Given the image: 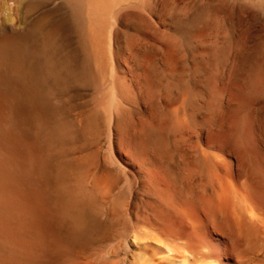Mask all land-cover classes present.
<instances>
[{"label": "bare ground", "instance_id": "6f19581e", "mask_svg": "<svg viewBox=\"0 0 264 264\" xmlns=\"http://www.w3.org/2000/svg\"><path fill=\"white\" fill-rule=\"evenodd\" d=\"M65 1L71 2L70 4H72L75 1V2H78L80 5V8L78 10V18H79V20L83 26V31H84L83 34H84L86 41H87V44H88L87 47H89V49H87V50H90L91 56L96 57L101 49H102L101 51L104 50V47L109 51L112 48L111 47V45H112L111 44V42H112L111 41L112 40L111 39L112 38L111 37L112 28H114L113 26L117 25L118 24L117 22L119 21V20L116 21L118 18H116V19L114 18L115 10H118V7L115 6L114 4H116L118 0L117 1L115 0L116 3L113 0H65ZM121 1L119 4V7L122 6ZM29 2H32V1H29ZM44 3H47V1L46 2L44 1ZM118 3H119V1H118ZM26 4H27V2H26ZM31 4L32 3H30V5H29V3H28V5L30 7H31ZM48 4H49V1L46 5H48ZM64 4H65L64 1H62L61 3L56 4L54 9L52 8L49 11H51V13L52 12L56 13L55 9L60 8ZM134 4H136V3H134ZM42 5H43V2H42ZM149 5H151V4H149ZM25 6H27V5H25ZM141 6L144 7L143 4ZM44 7L47 8L46 6H44ZM116 7H117V9H116ZM129 7H130V3H129ZM135 7H133V8H135ZM145 7H146V4H145ZM28 9L30 10L29 7H28ZM142 9L141 8L139 9L140 14L142 12ZM26 10H27V8H26ZM132 10H134V9H132ZM139 10H138V15L140 18V16L142 17L143 14H144V16H146V14L148 15L147 12L150 9H148L146 11V14L143 11V13L141 15L139 14ZM49 11H47V12L45 11V13L47 14V13H49ZM23 12H28V10L27 11L24 10ZM126 12H129V10ZM150 12H151V10H150ZM57 13H59V12L57 11ZM26 16L28 17V15H26ZM40 16H41V14H40ZM40 16L38 15V17H40ZM150 16L152 17L153 15L150 13ZM50 17H52V16H50ZM129 17H130V14H129ZM25 19L27 20V18H25ZM141 20H143V19H141ZM141 20H139V21H141ZM44 21H45V19H44ZM115 22H116V24H115ZM134 22H136V20ZM143 22H145V20H143ZM159 22H161V21H159ZM36 23H35L34 27H36ZM41 23L42 22H40V24ZM24 25H26V24H24ZM27 25H29V24H27ZM31 25H34V24H31ZM45 25H46V22H45ZM45 25L43 24V26H45ZM136 26L140 27L139 25H136ZM145 27H146V24H145ZM27 28L28 27L26 26L25 31ZM31 28H32V26H31ZM148 29H150V28H148ZM156 29H158V28L156 27ZM20 30H23V29H20ZM20 30L16 29L14 27V24H12V23L7 24V25L5 23V25L0 26V264H257V263L261 262L259 254L256 253L255 252L256 250L254 249L256 246L253 248V245L255 244L254 240L256 241L258 239L259 243H260L261 241L259 238H262V237L264 238V167L261 168V170L259 171L260 172L259 178L256 179L254 177L255 179H253V180H252V178H250L249 181L252 180L250 182V184L249 185L247 184L246 185L247 187L245 186V188H242L240 186L241 184L239 185V180H240L239 179V173H240V169H242L241 168L242 163L243 162L246 163L244 160L247 159L246 158L247 156L245 155V152L244 153L233 152V150L231 148H228V147H230V144L228 147L223 145L224 141L227 139L226 137H228L227 134H229L227 131H224L227 136L224 138V140L222 139L223 144L219 142L220 139H219V141H212L210 139L211 141H208L206 143L207 150L209 149L210 151L207 152L206 150H204L209 154L212 153L213 157L212 156L211 157L214 158L213 160H215V162H216V169L214 170L215 173H213L214 171H211L212 175L215 174L214 175L215 182H213L210 186L212 189L211 191L217 190L216 196L209 194L210 195L209 198L206 196L207 199L204 200L205 201L204 205L202 207H197L195 209L194 213L192 212V214H191L187 210V212L181 213L180 215L176 216V218H174V219H172V217H171L170 219H172V220H170L171 222L168 224H160L159 223V226L158 225L152 226L151 224L153 222L151 221L152 222L151 223L145 218L150 224L149 229L146 226V227H140V228H142V230H141V229L137 228L138 226L136 227V225H137L136 224L135 227H136V229L141 230L140 232H136V230L131 231V232H129L128 230H125L119 236H117V235L115 236L114 234H112L111 233L112 230L109 231V229L112 227L110 225L114 219L111 216L112 214L110 213V211H112L113 208L118 207L117 205L120 204V202L117 204V200L114 201L116 199V196H117L116 192H115L116 188L114 187V184L116 182H117L116 184H118V182L124 178V177H122V179L117 178L118 181H116V182H115V179H113L116 177L115 175L118 174V176H119V172L122 171V169H121V171H120V168L118 169V166H119L118 164L121 161L118 159V154H117L119 141L117 139L118 134L116 133V129H118L116 127H119L120 125H122L121 124L122 122H119L120 125H118L119 123L117 122V119H116V122L118 124L116 123L117 126L115 125V117L117 116L116 114L119 113L118 110H120V108H122L119 105V103L121 102L119 87L117 89L116 83L113 82V80L109 81L107 83H102V82L100 83L98 81L97 77L94 76V80H95V84H96L95 93L97 94V97L95 96L96 99L93 100L94 110L91 113H94L95 117L91 121H88L87 119L86 120L83 119L84 116L82 119L79 117H76L75 114L77 111H75L76 109L73 108L74 105L72 104L73 94L70 93L71 91L69 88H65V85H66V83L69 82L73 86L78 87L82 81L81 73L80 74L75 73L74 75H71V73L67 72V67H66L67 66V59L64 57V55L63 56L60 55L59 59L56 58L58 60L53 58L56 60V65L58 66L57 67L58 70L56 72V75L53 74L56 71L55 68L52 69L53 66H52V68H50V70H52L54 72L51 73L48 70L49 73H47L45 71L46 68H44V66H45L43 64L44 62H41L42 58H41V56H39V52L42 53V51H44V50H41L43 47V43H41L42 47L40 46V47H38V49L36 48L33 50L32 55H30L31 57L29 59V57L23 55L22 51H23V46L27 45L28 41H30L29 39L32 38L31 32L30 33L28 32L30 29L27 30V32H25V33H23ZM38 30H39V28H38ZM142 31H141V34H142ZM154 31H153V33H154ZM50 32H51V30H50ZM52 32H54V29ZM116 32H117V30H116ZM144 32H146V33L148 32V34L150 33L148 30L144 31ZM156 32H158V30L155 31V33ZM37 33H38V31H37ZM44 33H45V31H44ZM59 33H60V31H59ZM46 34H47V32H46ZM116 34L114 36H116ZM148 34H147V36H148ZM43 35L44 34L42 33V37H43ZM60 35H61V33H60ZM55 36H57L56 33L54 34V37ZM136 36L133 35L132 36L133 39L135 38L137 40L139 38L141 40L140 35H138L140 37H138V36L136 37ZM151 36H153L152 32H151ZM155 36L156 35H154L153 37H155ZM49 37L50 38H47V40L48 39L50 40L51 37H53V34H52V36H49ZM58 37H56V38H58ZM149 37H150V35L148 36V38ZM45 39H46V36H45ZM130 39H131V37H130ZM130 39L128 38V41ZM135 39H134V41H135ZM139 39H138V41H139ZM49 40H48V42H50ZM158 40H159V38H158ZM59 41L60 40H58L56 44H58ZM138 41H137L136 45L140 43V42L138 43ZM61 43H62V41H61ZM61 43L59 42V44H61ZM144 43L147 44L148 42L144 41ZM164 43H163V45H164ZM170 43H172V42H170ZM132 44H133V42H132ZM141 44H142V42H141ZM151 44H152V42H151ZM151 44L149 43V45H151ZM159 44H161V43H159ZM152 45L156 46L157 43L152 44ZM61 46H63V44ZM108 46L111 48L108 49ZM129 46L133 47V46H131V43ZM157 46H159V45H157ZM176 46H179V45H175V47ZM154 48H156V47H154ZM158 48H160V47H158ZM57 49H58V47H57ZM146 49H147L146 51L148 52V48H146ZM63 50H64V48H63ZM107 50H105V51H107ZM134 50H132V51H134ZM140 50H138V51H140ZM157 50L160 51L161 48L157 49ZM177 50H178V48L176 49V51ZM51 51H54V50H51ZM156 51L154 50V53ZM159 51H157V53ZM59 52H60V50H59ZM64 52H66V51H64ZM147 52H145V53H147ZM161 52L163 53V51H161ZM160 53H159V55H160ZM165 53H166V51H165ZM149 54L151 55V52ZM149 54H147L146 56H148ZM67 55H69V54H67ZM108 55H110V54H108ZM51 56H53V55H51ZM61 56H62V58H60ZM165 56H166V54H165ZM185 57L188 58L187 56H185ZM156 58H157V56H156ZM156 58H154L155 59L154 61L159 59V58H157V59ZM45 59L47 60L48 57L45 56ZM30 60H32L35 65H33L32 61H30ZM55 60H54V62H55ZM178 60L175 63H177ZM183 60H185V59H183ZM48 61H49V59H48ZM68 61H70V60H68ZM128 61H129V59H128ZM145 61H147V60L145 59ZM156 62H154V63H156ZM169 62H171V61L169 60ZM49 63H50V61H49ZM152 63H153V61H152ZM150 64H151V62H150ZM157 64L159 65V63H156L154 65L157 66ZM46 65H47V62H46ZM161 66L162 65H160V67ZM174 66L177 67L175 64H174ZM164 67H166V66H164ZM169 67L171 68V70L174 68L172 66H169ZM143 69L145 71V67ZM189 69H192V68L190 67ZM112 70H113V68H112ZM115 71H116V69H115ZM162 71H164V69ZM162 71H161V73H162ZM147 72H150V71H147ZM184 72H186V71H184ZM113 73H114V71H113ZM170 73L169 74L165 73V74L170 75ZM176 73L178 75L181 72H179V73L176 72ZM144 74H146V72H144ZM155 74L156 73H154V75ZM175 74H174V76H175ZM189 74H190L189 77H191V73H189ZM115 75H117V73ZM141 75H142V73H141ZM117 76H118V81L121 82V83H119L121 86L125 85V83H123V82L127 83L128 79L126 81V78H125L126 76L124 77L125 80L122 78L123 81H122L121 77H119V75H117ZM117 76H116V78H117ZM153 76L150 77V79L152 78L151 81H153ZM174 76L172 79L175 78ZM113 77H112V79H113ZM159 77H161V76L159 75ZM127 78H128V76H127ZM162 78H160V79H162ZM176 78H177V76H176ZM165 79L167 80L166 77H165ZM179 79H176V80H179ZM145 80H146V78H145ZM249 80H250V78H249ZM115 81H116V79H115ZM136 81H138V80H136ZM172 81H171V83H173ZM180 81H181V79H180ZM260 82L261 81L259 80V83ZM131 83H132V80H131ZM151 83L152 82H150V86H151ZM158 83H159V81H158ZM127 84H129V83H127ZM251 84H252V82H251ZM263 84H264V82H263ZM263 84H262V86L264 87ZM131 85H133V84H131ZM162 85L165 86L164 84H162ZM162 85H160V88ZM256 85L258 86V83ZM169 86H166V89ZM263 87L258 88V93L259 92L262 93V91H259V90H263ZM124 88H127V87L124 86ZM148 88L150 89L151 87L148 86ZM189 88H187V91ZM131 89H132V87H131ZM131 89H129V88L126 89L128 91V94H127L125 89L122 92L123 93L122 95H124V92H126L125 94H126L127 98H124V99L128 100V102L130 101L129 100L130 99L129 93L131 94ZM163 89H164V87H163ZM170 89H171V87H170ZM173 89H174V87H173ZM144 90H145V87H144ZM146 90H147V88H146ZM175 90H174V92H175ZM166 91H167V93L169 92L168 90H166ZM151 93L153 94V92H151ZM171 93H173V92H171ZM254 93H255V91H254ZM133 94H135V93H133ZM179 94H180V92H179ZM191 94L192 93H190L189 95H191ZM210 95H211V91H210ZM180 96H182V95H180ZM191 96H189V97H191ZM194 96L195 95H193V99H194ZM222 96H223V94H222ZM136 97L138 98L139 96L137 95ZM160 97H161V95H160ZM135 98H133V99L135 100ZM208 98H210V97H208ZM211 98H212V96H211ZM246 98H249V101L251 100L250 96L249 97L247 96ZM154 99H156V98L154 97ZM201 99H202V96H201ZM223 99H224V96H223ZM243 99H245V98L241 97V99H239V100L241 101ZM140 100H139V102H141ZM151 100H152V98H151ZM236 100H237V98H236ZM246 100H248V99H246ZM210 101H211V99H210ZM249 101H247V102H249ZM125 102H123V103H125ZM146 102H145V104H146ZM130 103L134 104V102H130ZM160 103H163V102H160ZM186 103H187V100H186ZM191 103H190V105H191ZM198 103H200V102H198ZM252 104H254V103L252 102ZM192 105H194V104H192ZM126 106H128V105H126ZM162 106H163V104H162ZM246 106H247V104H246ZM166 107H168V106H166ZM175 107H177L176 110H178V106H175ZM240 107H242V109H243L245 106L243 107V105H240ZM240 107L238 109H240ZM137 108H139V107L137 106ZM187 108H188V106H187ZM252 108H253V106H252ZM102 109H104L105 113L107 114V121L105 120L104 123H103V121H101ZM130 109H132V108H130ZM164 109H165V107H164ZM169 109H172V108H169ZM185 109H186V106H185ZM176 110H174V111L176 112ZM219 110L221 111V109H219ZM72 111L73 112L75 111V114H73ZM166 111H168V110H166ZM174 111H172V112L175 113ZM235 111H236V109H235ZM243 111H245V110H243ZM257 111H258V109H257ZM178 113L180 115V111ZM77 114H78V112H77ZM87 114H89V113L86 112V115ZM170 114H172V113H170ZM193 114H194V112H193ZM201 114H200V116H201ZM216 114H217V112H216ZM218 114H220V113H218ZM234 114H236V113H234ZM244 114H246V111L244 112ZM251 114H253V113H251ZM251 114H248V115H250L249 117H252ZM164 115H165V113H164ZM173 115H175V114H173ZM241 115H239V117ZM81 116H82V113H81ZM160 116H158V117H160ZM190 116L194 117L192 115H190ZM202 116H203V114H202ZM162 117H163V115H162ZM179 117H180V119H183L184 115L182 118H181V116H179ZM234 117L236 118V115ZM86 118H87V116H86ZM128 118H129V116H128ZM128 118H126V119H128ZM175 118H177V117H174V120H175ZM246 118L248 119V117H246ZM104 119H105V117H104ZM123 119H124V117H123ZM132 119H133V116H132ZM223 119H226V118H223ZM148 120H150V119H148ZM168 120H169V118H168ZM177 120H175L177 123H178V121H181V120H178V121ZM241 120H244V119L242 118ZM263 120H261V121H263ZM127 121H124V122H126V125L129 124V123L127 124ZM171 121H172V118H171ZM171 121H169V123H171ZM173 121H172V123H173ZM188 121L190 122V120H188ZM210 121L212 122V120H210ZM257 121H258V123L260 122L259 120H257ZM176 122L174 123V125L177 124ZM181 122L184 123L183 120ZM231 122H232V120H231ZM233 122H235V121H233ZM130 123H131V120H130ZM159 123H161V120H159ZM207 123H210L209 120ZM241 123H242V121H241ZM241 123H240V125H242ZM124 124L122 125V127L125 128L126 125L124 126ZM133 124H135V122H133L132 125ZM138 124H139V122H138ZM171 124L169 126L174 127V125H171ZM187 124H189V123H187ZM187 124L184 123L183 124L184 127H187V126H185ZM226 124H225V126H226ZM231 124L229 123V125H231ZM246 124L248 125L250 123L247 122ZM262 124H264V123H262ZM163 125H165V124H162V126ZM180 125H182V124H180ZM235 125H236V123H235ZM240 125H238V126H240ZM250 125L247 126V128L249 127L248 129H250V128L254 129V128L250 127ZM156 126H157V124H156ZM162 126H161V130H163ZM176 126H177V132H178V128H179L178 124ZM243 126H244V124L242 125L241 128H242V130H245V129H243L244 128ZM122 127L120 126V128L124 131V129ZM132 127L133 126H131V128ZM136 127H138V126H136ZM188 127H189V125H188ZM197 127H198V125H197ZM207 127H208V125H207ZM255 127H257V126H255ZM169 128H171V127H169ZM192 128H194V126ZM127 129H129V128H127ZM127 129L125 130V133H126ZM191 129H189L190 132H191ZM200 129H202V128H200ZM236 129L238 130L239 128L236 127ZM236 129H234L233 131H236ZM261 129L262 128H260V130ZM122 130H120V131L123 133ZM150 130L152 131V129H150ZM167 130H168V128H167ZM184 130H186V129L184 128ZM205 130H207V129H205ZM229 130H230V128H229ZM262 130H261V137H262L261 139H263V136H264V134L262 135V132H263ZM131 131H130V133H132ZM143 131H144V128H143ZM239 131H241V130H239ZM245 131H243V132H245ZM167 132H169V131H167ZM167 132H165V133H167ZM175 132H176V130H175ZM175 132L173 133V135L175 134ZM181 132H183V131H181ZM185 132H183V133L185 134ZM193 132L195 133V129ZM207 132L210 133V131H207ZM207 132H206V134H209ZM230 132H231V130H230ZM127 133H129V132H127ZM217 133H218V130H217ZM235 133H237V131L234 132V134ZM239 133H240V136H239V134H238V136L241 138L242 137L241 132H239ZM248 134H249V141H250V135L252 134V136H253V132L246 133L245 136L243 133V136L248 137ZM186 135H187V133H186ZM146 136H144V137H146ZM185 136H184V138H185ZM231 136L232 135H230L229 137H231ZM100 137H101V139H100ZM194 137H196V136H194ZM229 137H228V139H229ZM149 138L150 137L145 138V139L147 140ZM164 138H166V137H164ZM189 138H190V136H189ZM196 138H197V140L199 139V137H196ZM240 138H238V139H240ZM126 139H128V137H126ZM169 139H171V138L169 137ZM100 140H101V145H99ZM120 140H122V139H120ZM182 140H184V139H182ZM189 140L185 139V142L186 141L189 142ZM197 140H195V142ZM200 140L201 139H199V141ZM247 140H248V138H247ZM256 140L257 139H255V141ZM229 141L227 140L226 144H228ZM249 141H246V144H249L250 143ZM123 142H124V140H123ZM181 142L182 141H180L179 143H181ZM247 142H249V143H247ZM253 142H254V140H253ZM137 144H139V143H137ZM169 145H170V143H169ZM139 146H140V144H139ZM245 146H247V145H245ZM245 146L243 145L242 147L244 148ZM251 146H252V144H251ZM163 147H164V145L162 146V148ZM174 147L177 148L176 146H174ZM194 147H195V145H194ZM201 147H202V143H201ZM252 147L247 146L248 149L251 148L253 150L256 146L253 148ZM166 148H164V149H166ZM169 148H171V147L169 146ZM171 149H168V151L169 150L171 151ZM203 149H204V146H203ZM245 149H246V147H245ZM147 150H149V149H146V155H147V153H149V152H147ZM178 150H179V148H178ZM143 152H144V150L141 152L144 155ZM154 152L155 151H153V154L156 155V153H154ZM171 152H173V149ZM204 154H206V153L204 152ZM253 154H251L252 156L250 155L252 157V158H250L251 162H253L252 159H254L253 156L255 154L254 155ZM257 154H258V152H257ZM143 155H142V158H143ZM150 155H151V153H150ZM203 155L201 156L202 158H203ZM165 156H166V154H165ZM165 156H164V158H165ZM199 156L200 155H198L197 157H199ZM205 156L206 155H204V157ZM156 157H157V155H156ZM192 157H193V154H192ZM255 157L257 158V156H255ZM145 158H148V157H145ZM205 159H206L205 162H206V166H207L209 164V163L207 164V162L209 160L207 158H205ZM165 160H166V158H165ZM202 161H203V159H202ZM246 161H248V160H246ZM210 162L212 163L211 166H213V161H211V159H210ZM255 162L256 161H254L253 163H255ZM175 163H176V161H175ZM122 164H120V165L124 167L125 165L124 164L122 165ZM214 165H215V163H214ZM256 165H257V162H256ZM256 165H254V166L256 167ZM244 166H246V165H244ZM125 167H127V166H125ZM208 167H209V169H208ZM208 167H205V169L206 168L208 170L213 169L209 165H208ZM153 168L155 169L156 167H153ZM197 168H199V167H197ZM247 168H249V166ZM253 168L254 167L252 166V169ZM116 169L119 170L118 173L113 174ZM127 170H128V168H127ZM127 170H125L126 173H127ZM163 170L164 169H162V171ZM208 170H207V172L209 173ZM244 170H243V173H245V171H246V170L245 171ZM129 172H131V171H129ZM253 172H254L253 174H255L254 169H253ZM247 173H248V171L245 174L247 175ZM210 174L211 173H209V175ZM113 175L115 177H113ZM150 175L152 176L153 174H150ZM256 175H258V174H256ZM166 176H168V175L166 174ZM251 176H253V175H251ZM125 178L123 180H125ZM127 178H129V179H127L129 181L131 180L130 177L127 176ZM192 178H194V177H192ZM175 179H176V177H175ZM127 180H126V182H129ZM194 181H196V180H194ZM121 182H119V183L121 184ZM151 182H153V180ZM116 184H115V186H116ZM120 184H119V186H120ZM126 184L128 185L129 183H126ZM131 184L132 183H130L129 185H131ZM174 184H176V183H174ZM179 184H180V182H179ZM188 184H189V182H188ZM127 185H126V187H127ZM182 185H183V182H182ZM122 187H121V189H123ZM126 187H125V189L128 190V188H126ZM151 187H152V185H151ZM171 187H172V185H171ZM182 188L183 187L181 186V189ZM131 189H132V187H131ZM133 189H132V192H133ZM159 189H161V188H159ZM194 189H195V187H194ZM129 191H130V188H129ZM121 192H123V191H121ZM128 192H124V193H128ZM151 192H152V190H151ZM155 192H157V191H155ZM159 192H160V190H159ZM161 192H163V190H161ZM199 193H200V191H199ZM205 193H206V190H205ZM130 194L133 195V193H131V191H130ZM170 194H173V193H170ZM157 195L158 194H156L155 196H157ZM147 196L149 197V195H147ZM127 197H129V195ZM175 198H177V196ZM170 199L172 200V198H170ZM170 199H168V201ZM125 200L127 203H129L128 202L129 200H127V199H125ZM172 201H174V199ZM172 201H171V203H174ZM196 201L197 200H195V202ZM121 202L123 203V201H121ZM112 204L113 205L117 204V205H115L116 207L113 206V208H111V210H110L109 206ZM195 204L193 205V207L195 206ZM122 205H124V204H122ZM126 205H128V204H126ZM170 205H172V204H170ZM149 206H151V205H149ZM152 208L154 210V207H152ZM160 208L161 207H159V210H160ZM176 208H174V209H176ZM183 208H184V206H183ZM191 208H192V206H191ZM166 209H167V207H166ZM170 209H172V208L170 207ZM116 210L117 209H114V211H116ZM120 210H118V211H120ZM144 210H146V209H144ZM184 210H182V211H184ZM118 211H116V212L121 213ZM174 211L175 210H173V212ZM176 211H177V209H176ZM179 211H180V209H179ZM124 212H125V210H124ZM124 212H123L122 218L125 217L124 215H126V217H127L128 213L125 214ZM163 212H164V210H163ZM163 212H161L162 215L165 214ZM173 212L170 211V213H173ZM130 213H132V212H130ZM167 215H169V213ZM138 216H139V214H138ZM140 216H139V219H140ZM131 217H133V215ZM145 217H146V215H145ZM122 218L120 217V219H122ZM153 218H155V215ZM160 218H162V217H160ZM151 219L152 218H150V220ZM163 220H164V218H163ZM160 221H162V220H160ZM165 221H167V220H165ZM195 221L196 222L199 221V223H201L202 225H204L206 227H208V225H210V223L214 222V223H216L215 226H217V224L219 225L218 229L220 226H222V234L216 235V233H214V232H209L208 236L207 235L205 236L203 234H197L195 231V229H197L195 227V225H198L199 223L197 224ZM130 222H132V221L130 220ZM140 222H142V221L138 220V223H140ZM116 223H119V222H116ZM122 224H126L125 221ZM122 224H120V226ZM130 224L132 225V223H130ZM130 224H128V225H130ZM147 225H148V223H147ZM109 226H110V228H109ZM125 226L123 225V227H125ZM211 226H210V228H211ZM129 227H131V226H128V228ZM126 228H127V226H126ZM143 228H145V229L147 228V230H145ZM114 229L115 228H113V231H114ZM119 229H120V227H119ZM130 229H132V228H130ZM122 230H124V229L122 228ZM118 234H120V232ZM212 237L216 238L218 250L210 251L208 249V251H210V252L207 251L208 253H206V254L204 253L205 256L204 255L201 256L200 252L204 248L203 245L209 244L210 238H212ZM258 240L256 241V243H258ZM262 241H264V240L262 239ZM258 244H257V247H258ZM263 245H264V243H263ZM205 246H207V245H205ZM259 248H260V246H259ZM210 249L212 250L213 248H210ZM261 249H263V246L261 247ZM260 252H261V250H260Z\"/></svg>", "mask_w": 264, "mask_h": 264}, {"label": "rangeland", "instance_id": "374dc122", "mask_svg": "<svg viewBox=\"0 0 264 264\" xmlns=\"http://www.w3.org/2000/svg\"><path fill=\"white\" fill-rule=\"evenodd\" d=\"M29 1H32V2H29ZM44 1L45 2L47 1V3L49 1V4L46 5L47 3H44ZM62 1H64L65 4L63 6H61L60 8H56L55 9L56 13H53V12L51 13V11H49L52 8L54 9L55 5L58 3H61ZM113 1H115V0H113ZM116 1H115V3H116ZM118 1H119V3H118ZM118 1L116 4H114L115 6L118 7V10H115L114 18L115 19L118 18L116 21H118V20L119 21L117 22L118 24L114 25L113 26L114 28H112V34H111V37H112L111 38L112 39L111 40L112 41L111 47L112 48L108 46V49L111 48L108 51L104 47V50H103L104 52L101 51L102 50L101 49L99 51L98 55L96 57H93L90 54V50H87V49H89V47H87L88 44H87L86 38L83 34L84 33L83 26H82V24L78 18V10L80 8V5L78 2L74 1L72 4H70L71 2H66L65 0H0V26L5 25V23H6V25L12 23V24H14V27L16 29H18V30L23 29V30H20L23 33L27 32V30H29V29L31 30V31L29 30L28 32L29 33L31 32L32 38L29 39L30 41H28L27 45L23 46L22 53L24 56H27L30 59V57H31L30 55H32L33 50L36 48L38 49V47H40V46L42 47L41 43H43V47H42V49L41 48L40 49L44 50V51H42V53L39 52V56H41V58H42L41 62H44L43 63L45 65L44 68H46L45 71L47 73H49V71L51 73L54 72V71L50 70V68H52V66H53L52 69L55 68V70H56L53 74L56 75V72L58 70V68H57L58 66L56 65V60L59 59L60 55H62V56L64 55V57L67 59V66L66 67H67L68 73H71V75H74L75 73H79V74L81 73L82 81L78 87L73 86L69 82L66 83V85H65V88H69L71 91L70 93L73 94L72 104L74 105L73 108L76 109V110L75 109L74 110L77 111L78 114H77V112L75 114V111L74 112L72 111V113L75 114L76 117H79L82 119L84 116L83 119H85V120L87 119L88 121H91L95 117L94 113H91L94 110L93 100L96 99V97H97V94L95 93L96 84H95L94 76L97 77V79L100 83L101 82L107 83V82L113 80V82L116 83L117 89L119 87V93H120V98H121V102H122V103L120 102L119 105L122 108H120V110H118V111H119V113L121 111L122 112L120 114L119 113L116 114L117 116L115 117V125L117 126V124L119 122H122L121 124L123 125L125 123L124 124V126H125L126 122H124V121H127V120H128L127 124L128 123L129 124L126 125L125 128L122 127V125H120V123L118 124L124 129V131L120 128V126L119 127L115 126L116 128L119 129V130L116 129V133L118 134L117 139L119 141L117 154H118V159L121 161L118 164L119 165L118 169L120 168V171H121V169H122V171L119 172V176H118L117 173L119 170L116 169L117 171L115 170V172L113 174H117V175H115L116 177L113 175V177H115L113 179H115V182H116V181H118L119 178L122 179V177H124V178L126 177L125 180H123L124 179L123 178L122 180L119 181V182L122 181L121 184L119 182H118V184H116L117 182L116 183L114 182L116 184V186L114 184V187L116 188L115 192L117 195L116 199L114 201L117 200V204L119 202H120V204H118V205L112 204L109 206L110 210L115 205H117L118 207L120 206L119 208L115 206L116 208H113L112 211H110V213L112 214L111 216L113 217L114 220L111 222V225H110L112 227L110 228V226H109V228H110L109 231L112 230L111 233L114 234L115 236L121 235V233L125 230H128L129 232L135 231V230H136V232H140L142 230V228H140V227H146V226L149 229L150 228L149 222H151V221L153 222V223L151 222L152 226L153 225L159 226V223L160 224H168L171 222L170 220L176 218V216L180 215L183 212H187V210L191 214H192V212L194 213L195 209L197 207H202L204 205V203H205L204 200L207 199V197L209 198L210 195L216 196L217 190L211 191L212 189L210 187L211 184L213 182H215V179H214L215 174L212 175L211 171H214L216 169V162H215V160H213L214 158H212L213 157L212 153L211 154L207 153L210 151L209 149L207 150V146H206V143L208 141H211V140L212 141H219V139H220L219 142L223 144L224 138L227 135H228V137L230 135H232L231 136L232 138L229 137V139H228V137H226L227 139L224 141L223 145L228 147L230 144V147H228V148H231L233 150V152H235V153L236 152H241V153L245 152L247 159H245L244 161L246 163L247 162L248 163L247 164L244 162H243L244 164L242 163V166H241L242 169H240V173H239V179H240L239 185L241 184L240 186L242 188H245V186L247 184L249 185L253 179L259 178V176H260L259 171L261 170V168L264 167V140H263L264 136H263V139H261L262 138L261 137V130L262 129H263L262 135L264 134V124H262V123H264V120H263L264 119V113H263L264 112V95H263L264 94V87L262 86V84L264 82L263 81L264 80V78H263L264 77V0H153V1L152 0H148V1L147 0H141L143 3L140 0H136V1L135 0H124V1L118 0ZM120 1L122 2L121 7H119ZM132 1L136 4H134ZM26 2H27V4H26ZM42 2H43V5L46 6L47 8H45L42 5ZM28 3H29V5H30V3H32L31 7L28 5ZM129 3H130V7H129ZM140 4L141 5L143 4L144 7H142ZM145 4H146V7H145ZM149 4H151V5H149ZM25 5H27V6H25ZM25 7L27 8L28 12H23L24 10L27 11ZM28 7L30 8V10L28 9ZM117 7H116V9H117ZM133 7H135V8H133ZM137 7L138 8L140 7L141 9L143 8L141 14L143 13V11L146 14V11L148 9L151 10V12H150V10H148V12H147L148 15L146 14V16H144V14H143L142 17L140 16V18L145 20V22H143V20H141L139 18L138 10L140 8L138 9ZM132 9H134L135 11ZM128 10H129V12H126ZM45 11L46 12L49 11L50 14L49 13L46 14ZM57 11L59 13H57ZM150 13L153 15L152 17L150 16ZM40 14H41V16H40ZM129 14H130V17H129ZM139 14H140V10H139ZM26 15H28V17ZM38 15L40 17H38ZM50 16H52L54 19ZM25 18H27V20ZM44 19H45V21H44ZM135 20H136V22H134ZM139 20H141V21H139ZM159 21H161V22H159ZM34 22L35 23L37 22L36 27H34L35 26ZM40 22H42V23L40 24ZM45 22H46V25H45ZM30 23L34 24V25H31ZM24 24H26V25H24ZM27 24H29V25H27ZM43 24L45 26H43ZM115 24H116V22H115ZM145 24H146V27H145ZM136 25H139L141 28L136 26ZM26 26L28 28L25 31ZM31 26H32V28H31ZM156 27L158 29H156ZM38 28H39V30H38ZM148 28H150V29H148ZM53 29H54V32H52ZM115 29L117 30V32ZM50 30H51V32H50ZM147 30L150 32L149 34H148V32L147 33L144 32ZM154 30L155 31L158 30V32L155 33ZM37 31L39 34L37 33ZM44 31H45V33H44ZM59 31H60L61 35H60ZM141 31H142V34H141ZM153 31H154V33H153ZM46 32H47V34H46ZM151 32H152L153 36L154 35H156V36L155 37L151 36ZM42 33L44 34L43 35L44 38L42 37ZM55 33L57 36L54 37ZM131 33L132 34L134 33L133 34L134 36L140 35L141 37L140 36H138V37H140L141 40L138 38L139 39V41H138V39L136 40L134 38L135 39V41H134V39L132 37L133 35ZM52 34H53V37H51L52 40L48 39L50 41V42H48L47 38H50L49 36H52ZM115 34H116V36H114ZM147 34H148V36L150 35L149 38H148ZM45 36H46V39H45ZM56 37H58V38H56ZM130 37H131V39H130ZM128 38L130 39L129 41H128ZM158 38H159V40H158ZM57 39L60 40L59 41L60 43L62 41V43L59 44V42H58L59 45L56 44L58 41ZM137 41H138V43L139 42L140 43L136 45ZM144 41L148 42L147 43L148 45L145 44ZM132 42H133V44H132ZM141 42H142V44H141ZM151 42H152V44L157 43V45H159V46H157V45L154 46L151 44ZM170 42H172V43H170ZM130 43H131V46H133V47L129 46ZM149 43L151 45H149ZM159 43H161V44H159ZM163 43H164V45H163ZM62 44H63V46H61ZM175 45H179V46L175 47ZM57 47L60 50V52L57 49ZM62 47L64 48V50ZM154 47H156V48H154ZM158 47L161 48L160 51L157 50V49H160ZM146 48H148V52L146 51L147 50ZM177 48H178V50L176 51ZM51 50H54V51H51ZM105 50H107V51H105ZM132 50H134V51H132ZM138 50H140V51H138ZM154 50L155 51L157 50L159 52L157 53V51H156L154 53ZM64 51H66V52H64ZM144 51L147 53H145ZM161 51H163L164 54ZM165 51H166V53H165ZM150 52H151V55L149 54ZM159 53H160V55H159ZM67 54H69V55H67ZM108 54H110L111 56ZM147 54H149V55L146 56ZM165 54H166V56H165ZM51 55H53L54 57ZM45 56L48 57L50 63H49L48 59L47 60L45 59ZM62 56L60 58H62ZM156 56L159 59H157ZM185 56H187L188 58H186ZM53 58H55V59L58 58V59L55 60ZM154 58H156L158 61L157 60H156L157 62L154 61L155 60ZM128 59H129V61H128ZM145 59L147 61H145ZM181 59L182 60L185 59V60L182 61ZM54 60H55V62H54ZM68 60H70V61H68ZM169 60L171 62H169ZM177 60L179 63L178 62L175 63ZM30 61H32V60H30ZM152 61H153V63H152ZM46 62H47V65H46ZM150 62H151V64H150ZM154 62L159 63V65L157 64L158 67L154 65V64H156ZM32 64L35 65L33 61H32ZM174 64L177 67H175ZM160 65H162V66L160 67ZM164 66H166V67H164ZM169 66H172L175 69L173 68L171 70V68ZM144 67H145V71L143 69ZM190 67L192 69H189ZM112 68H113V70H112ZM115 69L117 72L115 71ZM163 69H164V71H162ZM113 71H114V73H113ZM143 71L146 72V74H144ZM147 71H150V72H147ZM161 71H162V73H161ZM175 71L178 73L181 72L180 74H178L179 76L181 74L182 75L179 77ZM184 71H186V72H184ZM115 72L117 73V75H119V77H121V79L122 78L124 79V77L126 76L125 77L126 81L128 79L127 83H129V84H127L126 82H123V83H125V85L121 86L119 84L121 82L118 81V76L115 75L116 74ZM164 72L168 73V74L171 72L170 73L171 76L168 74L166 75ZM141 73H142V75H141ZM154 73H156V74L154 75ZM189 73H191V77H189L190 76ZM174 74H175V76H174ZM159 75L161 77H159ZM116 76H117V78H116ZM127 76H128V78H127ZM152 76H153L154 82L151 81L152 78L150 79V77H152ZM173 76L175 77L174 78L175 80L172 79ZM176 76H177V78H176ZM112 77H113V79H112ZM165 77L167 78V80L165 79ZM178 77L181 79L182 82L180 81V79ZM145 78H146V80H145ZM160 78H162V79H160ZM249 78H250V80H249ZM115 79H116V81H115ZM123 79H122V81H123ZM135 79L138 81H136ZM176 79H179V80H176ZM131 80H132V83H131ZM259 80L261 81L260 83H259ZM158 81H159V83H158ZM171 81L173 83H171ZM150 82H152L151 86H150ZM251 82H252V84H251ZM257 83H258V86L256 85ZM131 84H133V85H131ZM162 84H164L165 86H163ZM147 85L151 88L149 89ZM160 85H162L161 88H160ZM124 86L129 88V89H131V87H132L131 94L129 93V97H130L129 102H128V100L124 99V98H127L125 93L127 92V94H128V91L126 90L127 88H124ZM166 86H169V87H167V89H166ZM144 87H145V90H144ZM163 87H164V89H163ZM170 87H171V89H170ZM173 87H174V89H173ZM260 87H263V90H259V91H262L263 94L260 92L258 93V88H260ZM146 88H147V90H146ZM187 88H189L190 90L188 89V91H187ZM251 88L255 91L256 94L254 93V91ZM124 89L126 90V92H124L125 96L122 95L123 94L122 92L124 91ZM166 90H168L169 92L167 93ZM174 90H175V92H174ZM207 90L211 91V95H210V91L208 92ZM151 92H153V94ZM171 92H173V93H171ZM179 92H180V94H179ZM189 92L192 93L191 94L192 96L189 95L190 94ZM133 93H135V94H133ZM222 94L224 96V99H223ZM130 95L132 97L135 95L133 98H135L138 95L139 97L138 98L136 97L138 100L136 98L134 100ZM160 95H161V97H160ZM180 95H182V96H180ZM188 95L191 97H189ZM193 95H195L194 99H193ZM246 95L248 97L249 96L251 97L250 98L251 102L249 101V98H246L247 97ZM201 96H202V99H201ZM211 96H212V98H211ZM240 96L242 98H245V99H243L244 101L241 100L242 101L241 102L239 100V99H241ZM154 97L156 99H154ZM208 97H210V98H208ZM151 98H152V100H151ZM236 98H237V100H236ZM210 99H211V101H210ZM246 99H248V100H246ZM139 100L141 102H139ZM186 100H187V103H186ZM247 101H249L251 104ZM123 102H125V103H123ZM130 102H134V104L130 103ZM145 102H146V104H145ZM160 102H163V103H160ZM198 102H200V103H198ZM252 102L254 104H252ZM190 103H191V105H190ZM125 104L128 106H126ZM162 104L165 107V109L162 106ZM192 104H194V105H192ZM239 104L243 105V107L245 106L246 108L244 107L245 109L244 108L242 109V107H240ZM246 104H247V106H246ZM137 106L139 108H137ZM166 106H168L169 108H172V109H169ZM175 106H178V110H176L177 107H175ZM185 106H186V109H185ZM187 106H188V108H187ZM252 106H253V108H252ZM239 107H240V109H238ZM130 108H132V109H130ZM256 108L258 109V111ZM219 109H221V111ZM235 109H236V111H235ZM166 110H168V111H166ZM174 110H176V112ZM243 110L246 111V114H244L245 111H243ZM172 111H174L175 113H173ZM179 111H180V115L178 113ZM192 111L194 112V114ZM86 112L89 113L90 115L89 114L86 115ZM216 112H217V114H216ZM81 113H82V116H81ZM126 113L127 114L129 113L130 115L129 114L127 115ZM164 113H165V115H164ZM170 113H172V114H170ZM199 113L200 114L202 113L203 116H202V114L200 116ZM218 113H220V114H218ZM234 113H236V114H234ZM251 113H253L254 115ZM260 113L261 114L263 113V114L261 115ZM173 114H175V115H173ZM248 114H251L252 117H249L250 115H248ZM162 115H163V117H162ZM183 115H184V117H183ZM190 115H192L194 117H191ZM235 115H236V118L238 120L234 117ZM239 115H241L242 117L240 116L241 117L240 118ZM86 116H87V118H86ZM128 116H129V118H128ZM132 116H133V119H132ZM158 116H160V117H158ZM179 116H181V118L183 117V119H180ZM104 117H105V119H104ZM123 117L125 120L123 119ZM174 117H177V118H175V120H177V119L181 120V121L183 120L185 124H187V123H189V124L185 125L187 127H184V125H183L184 123H182L181 121H178V120H177L178 121V123H177L174 120ZM246 117H248V119ZM126 118H128V119H126ZM168 118H169V120H168ZM171 118H172V121L174 120L173 123L171 121ZM223 118H226V119H223ZM242 118L244 120H241ZM116 119H117L118 123L116 122ZM148 119H150V120H148ZM105 120L107 121V114L105 113L104 109H102L101 121H103V123H104ZM130 120H131V123H130ZM159 120H161V123L165 124V125L162 126V124L159 123ZM188 120H190V122ZM208 120L210 123H207ZM210 120H212V122ZM222 120L223 121L225 120V121L223 122ZM231 120H232V122L235 121V122H233L234 124L231 122ZM257 120L260 121L259 123L261 125L258 123ZM261 120H263V121H261ZM169 121H171L172 124L169 123ZM241 121H242V123H241ZM133 122H135V124L132 125ZM138 122H139V124H138ZM175 122L178 124V127H179L178 132H177V126H176L177 124L174 125ZM247 122L250 123L252 126L250 124L247 125L246 124ZM224 123L225 124L227 123L226 126ZM229 123L230 124L232 123V124L229 125ZM235 123H236V125H235ZM240 123L242 125L244 124L243 129H245L247 132L245 130H242V128H241L242 125H240ZM156 124H157V126H156ZM170 124L174 125V127L169 126ZM180 124H182V125H180ZM135 125L138 127H136ZM188 125H189V127L190 126L191 127L189 128ZM197 125H198V127H197ZM207 125H208V127H207ZM238 125H240V126H238ZM249 125H250V127L254 128V129H251V128L248 129L249 127L247 128V126H249ZM131 126H133V127L131 128ZM161 126H162L163 130H161ZM180 126L181 127L183 126L186 130H184V128L183 127L181 128ZM193 126H194V128H192ZM255 126H257V127H255ZM126 127L129 129H127ZM169 127H171V128H169ZM236 127L239 129L237 130ZM143 128H144V131H143ZM167 128H168V130H167ZM188 128L189 129L192 128L191 132ZM200 128H202V129L204 128V129L202 130ZM229 128H230L232 133L230 132ZM260 128H262V129L260 130ZM126 129H127V131L125 133ZM150 129H152V131ZM194 129H195V133L193 132ZM205 129H207V130H205ZM234 129H236V131H237V133H235V134H234V132H236V131H233ZM120 130H122L123 133ZM175 130H176V132H175ZM217 130H218V133H217ZM239 130H241V131H239ZM130 131L132 133H130ZM167 131H169V132H167ZM173 131L175 132L176 135L175 134L173 135V133H174ZM181 131H183V132L186 131V132L184 134ZM207 131H210V133ZM224 131H227L229 134L226 135ZM243 131H245L246 133L253 132V136H252V134L250 135V141H249V134H248V137H244L246 135V133ZM127 132H129V133H127ZM165 132H167V133H165ZM206 132L209 134H206ZM239 132H241V136H242L241 138L239 137L240 136ZM242 132L244 133V136H243ZM186 133L188 136L186 135ZM238 134H239V136H238ZM144 136H146V137H144ZM184 136H185V138H184ZM189 136H190V138H189ZM194 136L199 137V139H201V140L200 141H199V139L197 140V138ZM126 137H128V139H126ZM148 137H150V138L146 140L145 138H148ZM164 137H166L167 139ZM169 137L171 139H169ZM119 138L122 140H120ZM162 138L164 140L165 139L166 140L164 141ZM238 138H240V139H238ZM247 138H248V140H247ZM100 139H101V137H100ZM182 139H184V140H182ZM185 139H187V140L190 139V140H189V142L188 141L185 142ZM255 139H257V140L255 141ZM123 140H124V142H123ZM195 140H197V141L195 142ZM227 140L228 141L230 140L228 144H226ZM253 140H254V142H253ZM180 141H182V142L179 143ZM246 141H249L250 143L247 142L249 144H246ZM137 143H139L140 146ZM169 143H170V145H169ZM201 143H202V147H201ZM251 144L253 147L256 146L254 148V150L251 148H249V149L247 148V146L252 147ZM99 145H101V140L99 142ZM163 145H164V147L162 148ZM194 145H195V147H194ZM243 145L244 146L247 145V146H245L246 149H245V147L244 148L242 147ZM169 146L173 149V152H171L172 149L169 148ZM174 146H176L177 148H175ZM203 146H204V149H203ZM164 148H166V149H164ZM178 148H179V150H178ZM142 149L144 150V152H143L144 155L141 153L143 151ZM146 149H149V150H147V152H149V153H147V155H146ZM168 149H171V151L170 150L168 151ZM204 150H206L207 152ZM153 151H155L154 153H156L157 157H156V155L153 154ZM204 152L206 154H204ZM257 152H258V154H257ZM150 153H151V155H150ZM165 154H166V156H165ZM192 154H193V157H192ZM203 154L206 156L204 157ZM251 154L254 155L253 156L254 159H252V161L253 162L256 161L257 165H256V162L255 163L251 162V159H250V158H252ZM142 155H143L144 159L142 158ZM198 155H200V156L197 157ZM202 155H203V158L201 157ZM164 156H165L166 160H165ZM255 156H257V158ZM145 157H148V158H145ZM205 158H207L209 160L207 162V164L209 163L208 165L210 167H212L213 169L208 170L209 167H208V165L206 166V162H205L206 159ZM202 159H203V161H202ZM210 159H211V161H213V166H211L212 163L210 162ZM246 160H248V161H246ZM175 161H176V163H175ZM122 163L127 167L124 166L125 167L124 168L123 166H121L120 164H122ZM214 163H215V165H214ZM244 165H246V166H244ZM247 165L249 166V168H247L248 167ZM254 165H256V167ZM252 166L254 167L253 169L255 171V174H253L254 172H253ZM153 167H156V168L154 169ZM197 167H199V168H197ZM205 167H208V169L207 168L206 169L209 171V173H211L210 175L207 172V170L205 169ZM127 168H128V170H127ZM162 169H164L163 171L165 173L162 171ZM125 170H127V173L125 172ZM243 170L245 171V173L248 171L247 175L245 173H243ZM129 171H131V172H129ZM213 173H215V171ZM150 174H153V175L151 176ZM166 174L168 176H166ZM256 174H258V175H256ZM251 175H253V176H251ZM127 176L131 178L130 181L127 180V179H129V178H127ZM175 177H176V179H175ZM192 177H194V178H192ZM250 178H252L251 181H249ZM126 180L129 182H126ZM152 180H153V182H151ZM194 180H196V181H194ZM173 182L176 184H174ZM179 182H180V184H179ZM182 182H183L184 186L182 185ZM188 182H189V184H188ZM126 183H129V184L132 183L131 184L132 186L129 184L127 185ZM119 184H120V186H119ZM125 184L127 185V187ZM151 185H152V187H151ZM171 185H172V187H171ZM181 186L183 187L182 189H181ZM121 187L124 190L121 189ZM125 187L128 188V190L125 189ZM131 187H132V189L134 188L133 192H132ZM194 187H195V189H194ZM129 188H130L131 193H133V195L130 194ZM159 188H161V189H159ZM150 189L152 190V192ZM158 189L160 190V192ZM161 190H163V192H161ZM205 190H206V193L208 195L205 193ZM121 191H123V192H121ZM155 191H157V192H155ZM199 191H200V193H199ZM124 192H128V193H124ZM170 193H173V194H170ZM156 194H158V195L155 196ZM128 195L130 198L127 197ZM147 195H149L150 198ZM176 196H177V198H175ZM170 198H172V200L174 199V201H172ZM125 199L129 200L128 202L130 204L127 203ZM168 199H170V200L168 201ZM195 200H197V201L195 202ZM121 201H123V203ZM171 201L174 203H171ZM193 203L194 204L196 203L194 207H193V205H194ZM122 204H124V205H122ZM126 204H128V205H126ZM170 204H172V205H170ZM149 205H151V206H149ZM190 205L192 206V208ZM183 206H184V208H183ZM152 207H154V210ZM159 207H161L160 210H159ZM166 207H167V209H166ZM170 207L173 210H175L174 211L175 213L173 212L172 209H170ZM174 208H176L177 211ZM178 208L180 209V211ZM114 209H117L116 211L121 209L122 211L120 210L118 212H121V213H117L116 211H114ZM144 209H146V210H144ZM181 209L182 210L185 209V210L182 211ZM124 210H125V212H124ZM163 210H164V212H163ZM170 211L173 213H170ZM123 212L125 214L128 213L127 217H126V215H124L125 217L122 218ZM130 212H132V213H130ZM161 212L165 213V214H163L164 216L162 215ZM168 213H169V215H167ZM138 214H139V216L141 215L140 219L142 218L143 220L139 219ZM132 215H133V217H131ZM145 215H146V217H145ZM154 215H155V218H153ZM120 217L122 219H120ZM160 217H162V218H160ZM171 217H172V219H170ZM150 218H152V219L150 220ZM163 218H164V220H163ZM130 220L132 222H130ZM138 220L142 221V222L138 223ZM160 220H162V221H160ZM165 220H167L168 222ZM124 221L126 224H122V223H124ZM116 222H119V223H116ZM130 223H132V225ZM147 223H148V225H147ZM196 223L198 224L199 221ZM120 224H122V225L120 226ZM128 224H130V225H128ZM123 225L124 226L126 225L127 228H126V226L123 227ZM135 225H136V227L138 226L137 228H139L141 230L136 229ZM215 225H216V223L213 222V223H210V225H208V227H206V226L202 225L201 223H199L198 225H195V227L197 228V229H195V231L197 234H203L205 236L206 235L208 236L209 232H214V233H216V235H221L222 234V226H220L218 229L219 225L218 224H217V226H215ZM128 226H131V227L128 228ZM210 226H211V228H210ZM119 227H120V229H119ZM113 228H115L114 231H113ZM122 228L124 230H122ZM130 228H132V229H130ZM143 229H145V228H143ZM145 230H147V228ZM119 232H120V234H118ZM259 239L261 241L259 243V240L257 239L259 244L256 243L257 240L256 241L254 240L255 244L253 243L254 244L253 248L256 246L254 248L256 250L255 252L258 253L260 256L261 262L257 263V264H262V263L264 264V261H263L264 260V257H263L264 256V250H263L264 249V245H263L264 241H262V239L264 240V238L262 237ZM257 244H258V247H257ZM205 245H207V246H205ZM205 245H203L204 248L200 252L201 256L202 255L205 256V254L210 252V251L218 250V247H217L218 245L216 243L215 237L210 238V243L205 244ZM259 246H260V248H259ZM262 246H263V249H261ZM210 248H213V249L211 250ZM208 249L210 251H208ZM260 250H261V252H260Z\"/></svg>", "mask_w": 264, "mask_h": 264}]
</instances>
